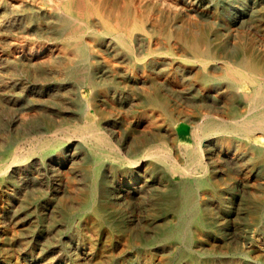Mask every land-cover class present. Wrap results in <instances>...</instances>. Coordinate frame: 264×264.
I'll list each match as a JSON object with an SVG mask.
<instances>
[{
  "label": "bare ground",
  "instance_id": "bare-ground-1",
  "mask_svg": "<svg viewBox=\"0 0 264 264\" xmlns=\"http://www.w3.org/2000/svg\"><path fill=\"white\" fill-rule=\"evenodd\" d=\"M230 244L264 264V0H0V264Z\"/></svg>",
  "mask_w": 264,
  "mask_h": 264
},
{
  "label": "rangeland",
  "instance_id": "rangeland-1",
  "mask_svg": "<svg viewBox=\"0 0 264 264\" xmlns=\"http://www.w3.org/2000/svg\"><path fill=\"white\" fill-rule=\"evenodd\" d=\"M226 232L235 234L234 225H232L231 228H228ZM216 251L217 253L221 254L222 257L217 258L216 261L213 262V264H237V259L234 258V256H230V255H233L236 251L234 245L230 244L228 247L222 248L220 250L216 249L215 252ZM144 254L141 251L133 252V254L131 253L124 254L121 260H119L116 264H136L138 257H142ZM225 254H229V256H224ZM143 257H145L149 261L153 259V255L151 252H147ZM241 263L242 264L243 263L244 264H256L255 262L248 260V259L245 261L241 259ZM174 264H183V263L179 261V262H175Z\"/></svg>",
  "mask_w": 264,
  "mask_h": 264
}]
</instances>
